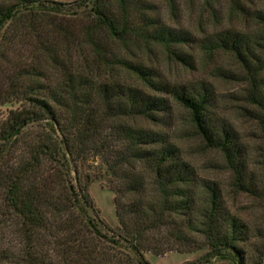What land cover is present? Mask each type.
Here are the masks:
<instances>
[{"label":"trees","instance_id":"obj_1","mask_svg":"<svg viewBox=\"0 0 264 264\" xmlns=\"http://www.w3.org/2000/svg\"><path fill=\"white\" fill-rule=\"evenodd\" d=\"M227 1L239 14L250 2L262 5L251 14L254 34L221 30L200 47L246 69L264 132V0ZM151 5L0 0V264H149L146 253L203 250L191 264H246L251 228L223 188L199 174L169 134L136 123L156 124L170 113V97L204 148L222 155L233 192L256 193L237 134L212 119V90L171 86L124 55L159 45L190 65L174 48L187 34L161 25ZM66 17L81 24H64ZM96 158V178L82 176ZM101 177L114 195L113 228L88 192ZM257 240L254 263L264 264L263 232Z\"/></svg>","mask_w":264,"mask_h":264},{"label":"rangeland","instance_id":"obj_2","mask_svg":"<svg viewBox=\"0 0 264 264\" xmlns=\"http://www.w3.org/2000/svg\"><path fill=\"white\" fill-rule=\"evenodd\" d=\"M72 8L78 0H49ZM156 17L161 25L173 32L187 34L188 42L174 48L187 54L189 66H185L170 57L159 45L146 48L143 45L131 46L125 56L132 62L141 63L157 74L158 80L171 86L209 87L214 95L211 109L212 119L219 124L228 125L237 134L247 158V180L251 182L254 194H236L232 190V176L226 170L222 155L214 150L205 149L202 140L196 137L188 121L187 113L169 97V114L156 124L137 120L138 126L149 127L155 131L169 134L178 145L186 160L192 162L196 170L205 178L215 180L227 197L231 211L238 215L251 228L250 243L246 248V264H255L257 235L264 233V132L258 120V106L253 98L256 91L245 68L239 65L233 56L224 53L206 54L200 47L201 40L221 30H234L253 35L256 27L251 19L254 10L262 5L257 1L245 4L244 14L235 13L230 2L220 0L206 5L204 0H150ZM114 6V3H113ZM68 8V7H67ZM65 7V10L67 9ZM81 20L72 21L68 17L63 23L73 24L77 28ZM117 46H114L116 51ZM132 86H140L135 77L128 79ZM134 83V84H133ZM99 159L88 162L89 170L82 169L81 174L90 172L95 177L100 170ZM96 178V177H95ZM93 180L88 187L90 197L102 219L109 227L117 226L113 193L109 190L108 178ZM257 192L262 196L258 197ZM203 251L192 253L171 252L163 256L146 253L149 264H191Z\"/></svg>","mask_w":264,"mask_h":264}]
</instances>
